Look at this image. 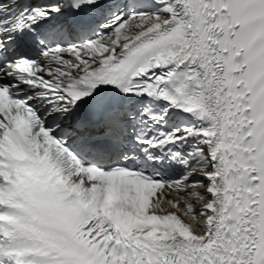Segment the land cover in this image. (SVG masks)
I'll list each match as a JSON object with an SVG mask.
<instances>
[{
	"label": "snow or ice",
	"instance_id": "snow-or-ice-1",
	"mask_svg": "<svg viewBox=\"0 0 264 264\" xmlns=\"http://www.w3.org/2000/svg\"><path fill=\"white\" fill-rule=\"evenodd\" d=\"M0 264H264V0H0Z\"/></svg>",
	"mask_w": 264,
	"mask_h": 264
}]
</instances>
